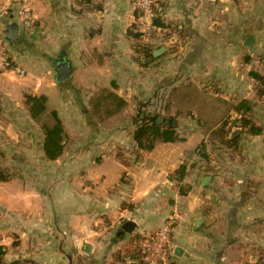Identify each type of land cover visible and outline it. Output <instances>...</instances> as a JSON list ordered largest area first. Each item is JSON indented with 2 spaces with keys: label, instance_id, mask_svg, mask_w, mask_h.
Returning a JSON list of instances; mask_svg holds the SVG:
<instances>
[{
  "label": "crops",
  "instance_id": "0c3cea01",
  "mask_svg": "<svg viewBox=\"0 0 264 264\" xmlns=\"http://www.w3.org/2000/svg\"><path fill=\"white\" fill-rule=\"evenodd\" d=\"M157 3L164 28L132 0H0V37L18 25L8 56L24 71L0 64V168L12 175L0 181L6 263L138 264L135 238L168 218L164 264L264 262V0ZM22 6L31 26L17 22ZM140 45L164 51L149 62ZM58 59L72 69L63 82ZM242 101L248 111L235 110ZM140 106L172 120L177 140L138 149ZM201 143L207 163L194 153ZM185 162L190 191L180 195L169 174Z\"/></svg>",
  "mask_w": 264,
  "mask_h": 264
},
{
  "label": "trees",
  "instance_id": "16d2710c",
  "mask_svg": "<svg viewBox=\"0 0 264 264\" xmlns=\"http://www.w3.org/2000/svg\"><path fill=\"white\" fill-rule=\"evenodd\" d=\"M160 16V12H156V16L153 18L154 25H157L161 28H164L163 24H160L158 22ZM140 48L142 49V53L146 58L151 57V50L148 45H140ZM34 100V99H33ZM35 101V100H34ZM145 106V105H143ZM138 109L136 115L134 116L132 123L135 125V130L133 132V140L135 141L137 148L143 151H151L156 143H169V142H175L177 140V135L175 132V126L172 124V120H165L164 123H158L157 119L159 115H151L150 113H146L144 110H141V107ZM251 104L246 101L240 102L235 110L236 111H248L250 109ZM42 110V108H41ZM227 123H223L221 128L218 130L220 132L224 133V127ZM243 124L248 127V131L252 135H257L260 133V129L253 127L250 125V122L247 120H243ZM60 125L57 120H55V125L51 130H47L45 141H44V147L46 150V154L50 159H54L56 155L58 154V141H59V133H60ZM217 131V133H218ZM235 141H227L228 144H233ZM48 146V148H47ZM195 155L198 156L201 162L207 163L209 160V156L205 152V145L201 143L195 150ZM187 163L181 164L175 171L169 174L170 182L172 183L173 187L177 189L178 194L180 195H186L188 191H190V187L188 185H184L183 182L187 175ZM12 176L9 172H7L5 169L0 168V181H6L9 179V177ZM140 237L137 236L135 238V248L133 252V256H135L136 260L138 261V264H142L139 249H138V242ZM126 250V256H130ZM4 252L2 251V248H0V264H34L31 261L27 260H17L12 263H6L3 259ZM131 257V256H130ZM259 264H264V262H259Z\"/></svg>",
  "mask_w": 264,
  "mask_h": 264
},
{
  "label": "built area",
  "instance_id": "2783aa9c",
  "mask_svg": "<svg viewBox=\"0 0 264 264\" xmlns=\"http://www.w3.org/2000/svg\"><path fill=\"white\" fill-rule=\"evenodd\" d=\"M133 8L141 18L153 19L159 11L157 0H132ZM17 22L31 26L34 19L27 6H22L17 11ZM0 61L4 67L9 68L8 43L0 37ZM17 74L23 72L12 69ZM174 226V219L168 218L163 225L151 233L139 235L138 249L142 264H164L170 249V236ZM29 264V263H28Z\"/></svg>",
  "mask_w": 264,
  "mask_h": 264
},
{
  "label": "water",
  "instance_id": "95a60500",
  "mask_svg": "<svg viewBox=\"0 0 264 264\" xmlns=\"http://www.w3.org/2000/svg\"><path fill=\"white\" fill-rule=\"evenodd\" d=\"M18 33H19V27L17 24L12 23L10 25L7 26L4 35H5V40L7 41V43L12 46L15 41L17 40L18 37ZM253 39L251 36H249L244 43V47L247 49L251 48ZM164 51V48H159L158 50H155L152 52L151 57L148 59V61H152L154 58H156L157 56H159L162 52ZM55 68H56V81L58 82H63L66 79H68V77L71 75L72 73V69L70 68L69 64L67 61H65L64 59H58L56 64H55ZM157 124L161 122L160 119H157ZM195 225L200 224V221H196L194 223ZM135 228V224L132 221H126L122 224L121 229L122 231H124L127 234H130ZM82 251L85 253H88L89 251V246L87 244H83L82 245Z\"/></svg>",
  "mask_w": 264,
  "mask_h": 264
},
{
  "label": "rangeland",
  "instance_id": "374dc122",
  "mask_svg": "<svg viewBox=\"0 0 264 264\" xmlns=\"http://www.w3.org/2000/svg\"><path fill=\"white\" fill-rule=\"evenodd\" d=\"M166 37V38H165ZM165 37H163V39H164V41L165 42H163V43H165V44H167V46L168 47H170V49L171 48H173L172 46H173V43H171V40H170V37H168V36H165ZM9 60H10V57H9ZM0 64H1V67L3 68V69H5V70H8V69H18L19 71H22V72H24L22 69H19V68H17V67H14L13 65H12V62L10 61V66L11 67H9V68H6V67H4V65L1 63V61H0ZM16 74H17V72H15ZM18 75H20V74H18ZM23 75V74H22ZM21 75V76H22Z\"/></svg>",
  "mask_w": 264,
  "mask_h": 264
}]
</instances>
